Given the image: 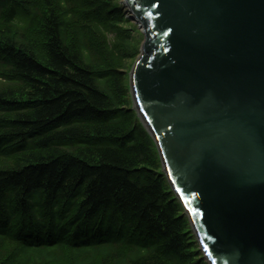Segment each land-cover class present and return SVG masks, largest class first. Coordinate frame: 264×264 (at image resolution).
Instances as JSON below:
<instances>
[{
  "label": "trees",
  "instance_id": "trees-1",
  "mask_svg": "<svg viewBox=\"0 0 264 264\" xmlns=\"http://www.w3.org/2000/svg\"><path fill=\"white\" fill-rule=\"evenodd\" d=\"M120 0H0V264H209L132 108Z\"/></svg>",
  "mask_w": 264,
  "mask_h": 264
},
{
  "label": "water",
  "instance_id": "water-1",
  "mask_svg": "<svg viewBox=\"0 0 264 264\" xmlns=\"http://www.w3.org/2000/svg\"><path fill=\"white\" fill-rule=\"evenodd\" d=\"M122 3L132 108L204 258L264 264V0Z\"/></svg>",
  "mask_w": 264,
  "mask_h": 264
},
{
  "label": "rangeland",
  "instance_id": "rangeland-1",
  "mask_svg": "<svg viewBox=\"0 0 264 264\" xmlns=\"http://www.w3.org/2000/svg\"><path fill=\"white\" fill-rule=\"evenodd\" d=\"M121 1V3H122V0H120ZM123 4V3H122ZM124 5V4H123ZM136 24V23H135ZM136 26H137V29L139 30V32L141 33V31H140V29H139V27H138V25L136 24ZM142 35V34H141ZM142 38H143V36H142Z\"/></svg>",
  "mask_w": 264,
  "mask_h": 264
},
{
  "label": "snow or ice",
  "instance_id": "snow-or-ice-1",
  "mask_svg": "<svg viewBox=\"0 0 264 264\" xmlns=\"http://www.w3.org/2000/svg\"><path fill=\"white\" fill-rule=\"evenodd\" d=\"M149 15H151V13Z\"/></svg>",
  "mask_w": 264,
  "mask_h": 264
}]
</instances>
